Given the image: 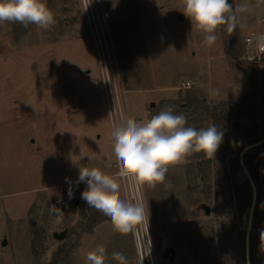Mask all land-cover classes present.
<instances>
[{"label": "rangeland", "instance_id": "1", "mask_svg": "<svg viewBox=\"0 0 264 264\" xmlns=\"http://www.w3.org/2000/svg\"><path fill=\"white\" fill-rule=\"evenodd\" d=\"M86 1L47 0L55 18L48 30L0 24V264H87L98 244L105 264H119L114 252L139 264L133 232H115L100 211L102 222L89 230L88 205L85 219L66 201L61 216L49 207L80 183L79 167L118 171L113 121L146 123L159 103L186 98L227 105L225 131L214 158L193 152L169 166L164 183L140 192L156 264H264L250 249L253 207L264 205V61L228 58L226 26L203 46L204 34L177 10L181 0H93L90 8ZM231 2L250 6L236 29L241 48L248 33L264 31L261 12L256 0ZM103 53L116 63L122 90L108 104ZM212 125L208 116L198 129ZM63 231V240L53 238ZM168 249L172 261L163 257Z\"/></svg>", "mask_w": 264, "mask_h": 264}, {"label": "clouds", "instance_id": "2", "mask_svg": "<svg viewBox=\"0 0 264 264\" xmlns=\"http://www.w3.org/2000/svg\"><path fill=\"white\" fill-rule=\"evenodd\" d=\"M260 3L264 0H257V5ZM177 10L204 34L202 45L210 48L218 39L217 30L226 26V32L231 35L240 23V14L248 13L250 6L244 2L233 8L229 0H181ZM5 22L24 27L34 24L48 30L55 18L47 0H0V24ZM256 41L264 51V34L258 35ZM186 123V116L175 114L174 106H168L146 123L122 115L113 121L111 131L118 171L109 175L99 168L79 167L77 181L86 184L82 199L109 217L115 232L127 235L137 226L148 223V205L146 210L139 194L145 185L153 188L164 183L169 166L181 163L193 152H203L209 159L215 157L223 132L214 125L196 129ZM120 180L127 182L136 203L122 199ZM50 210L59 212L56 205ZM261 246L264 250V233ZM106 255L105 246L98 244L87 253L86 262L105 264ZM112 256L119 264H128L122 253L114 252Z\"/></svg>", "mask_w": 264, "mask_h": 264}, {"label": "trees", "instance_id": "3", "mask_svg": "<svg viewBox=\"0 0 264 264\" xmlns=\"http://www.w3.org/2000/svg\"><path fill=\"white\" fill-rule=\"evenodd\" d=\"M229 3L232 4L231 0ZM243 54L242 47L240 48L239 37L236 33V30L229 35V38L226 42V55L232 61L237 62L238 55ZM238 65H240L238 63ZM249 70L250 67L246 69L245 75L249 78ZM168 106H174L175 114H184L187 119L186 126H191L193 128L198 129V126L202 124L204 119L208 116L213 120L214 126L217 127L218 130H221L223 133L225 131V127L222 124L221 120L224 116L223 110L227 108V105L216 106H208L204 102H197L191 98H186L183 101L179 102H161L159 105L152 109L153 113L149 116V119L167 109ZM220 147V146H219ZM255 184L258 185V177H254ZM86 184L77 183L73 184L68 188V192L63 196V200L69 203V212L74 217L76 213L79 214L82 219L87 217V209H86V201L82 199V192L85 190ZM251 205V200L249 197L243 203H239V209L243 210L249 208ZM86 209V210H85ZM90 218L88 221L90 225L88 229L90 230L92 226L101 223L103 218L96 211L95 208L89 207L88 209ZM264 233V205H260V202H257L253 207L252 212V232L250 236V249L254 252L260 253L264 256V250H262L261 246V234ZM197 244L200 243V239H197ZM207 245H213V239L209 238L207 240ZM204 251L205 248H200Z\"/></svg>", "mask_w": 264, "mask_h": 264}, {"label": "built area", "instance_id": "4", "mask_svg": "<svg viewBox=\"0 0 264 264\" xmlns=\"http://www.w3.org/2000/svg\"><path fill=\"white\" fill-rule=\"evenodd\" d=\"M92 1L93 0H87L85 4H88L90 8ZM256 6L261 12L260 23L262 26H264V3H260L259 5H257V0H256ZM94 29L95 30H93L92 32L94 33L95 31L97 34V30H98L97 27L95 26ZM100 31H101V36H103L102 28L100 29ZM260 34H264V31L250 32L242 40V51H243L246 61L249 63H259L261 61H264V51H262L258 47L257 41H256V37ZM94 37L96 36L94 35ZM104 55L105 54L103 53L102 54L103 59L100 58L99 66L101 69V77H102V82L104 85L103 97L105 99L106 104H108L110 99L113 102V99H112L113 90L117 95H118V92H120L119 94L122 95V90L120 87V79H119V73H118V68L116 66V63L111 61L109 54H107L106 59ZM188 86H189V83L185 84V87H188ZM95 100L98 101L99 98H95ZM118 104H119V112H120L121 109H120L119 98H118ZM123 182H124L123 184H124V191H125V197H126L125 200L127 202L136 203L137 200L132 198L133 193L128 190L127 182L126 181H123ZM139 200L140 202L143 203V201L141 200L140 194H139ZM52 205H56V207L59 209V212L51 211L50 209ZM64 208H66L65 201L58 200L50 205L49 212L54 215L61 216L63 215ZM133 239L135 243L136 255H137L139 264H156L155 256L153 253V246H152V242H151L150 235L148 232L147 222H145L142 225L137 226V228L133 231Z\"/></svg>", "mask_w": 264, "mask_h": 264}, {"label": "water", "instance_id": "5", "mask_svg": "<svg viewBox=\"0 0 264 264\" xmlns=\"http://www.w3.org/2000/svg\"><path fill=\"white\" fill-rule=\"evenodd\" d=\"M181 18V17H180ZM151 107H153V104L151 105ZM202 208L205 210V214L209 213V210L207 208H205L204 206H202ZM66 236V232L63 231L61 233H53V238L57 241H61L64 239V237ZM2 245H5V242L2 243ZM164 258H169L170 261H172L175 257L174 252L171 249H168L164 252L163 255Z\"/></svg>", "mask_w": 264, "mask_h": 264}, {"label": "crops", "instance_id": "6", "mask_svg": "<svg viewBox=\"0 0 264 264\" xmlns=\"http://www.w3.org/2000/svg\"><path fill=\"white\" fill-rule=\"evenodd\" d=\"M161 101H164V100H161Z\"/></svg>", "mask_w": 264, "mask_h": 264}]
</instances>
